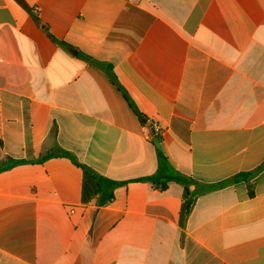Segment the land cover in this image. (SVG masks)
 <instances>
[{"label": "crops", "instance_id": "1", "mask_svg": "<svg viewBox=\"0 0 264 264\" xmlns=\"http://www.w3.org/2000/svg\"><path fill=\"white\" fill-rule=\"evenodd\" d=\"M22 1L0 0V264H264V0ZM159 152L187 195L144 180Z\"/></svg>", "mask_w": 264, "mask_h": 264}, {"label": "trees", "instance_id": "2", "mask_svg": "<svg viewBox=\"0 0 264 264\" xmlns=\"http://www.w3.org/2000/svg\"><path fill=\"white\" fill-rule=\"evenodd\" d=\"M22 5L27 7L22 0H19ZM113 75V73L111 72ZM113 79L114 76H113ZM127 100H129L128 97H126ZM131 107H133L132 104H130ZM159 158V169L158 171L150 176L146 177L144 180L152 182L154 185H157L161 187L162 189H165L167 187V184L169 181H178L185 185V194H188L187 190V184L190 182H193V180L187 176L179 175L180 173L174 171L168 164L167 159L162 155L161 152L158 153ZM78 164V163H77ZM83 171H84V179H85V198H86V185L88 181L92 184V189L95 194L99 195L101 202L108 203L114 198V189L119 184L116 181H113L111 179L99 176L91 171L90 168L79 165ZM257 171L249 172V173H240L233 178H231L229 181L238 182L243 179H248L255 175ZM179 176V177H175Z\"/></svg>", "mask_w": 264, "mask_h": 264}, {"label": "built area", "instance_id": "3", "mask_svg": "<svg viewBox=\"0 0 264 264\" xmlns=\"http://www.w3.org/2000/svg\"><path fill=\"white\" fill-rule=\"evenodd\" d=\"M156 128H158V127H156Z\"/></svg>", "mask_w": 264, "mask_h": 264}]
</instances>
